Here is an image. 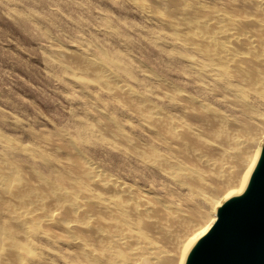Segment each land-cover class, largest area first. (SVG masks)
<instances>
[{"label": "rangeland", "instance_id": "obj_1", "mask_svg": "<svg viewBox=\"0 0 264 264\" xmlns=\"http://www.w3.org/2000/svg\"><path fill=\"white\" fill-rule=\"evenodd\" d=\"M244 2L0 0V166L3 163L12 166L21 192L41 190L42 213L55 212L60 221L74 226L87 221L95 227L98 218L106 217L105 213L87 201L88 197L83 198V214L79 210L57 212L55 206L59 199L49 195L47 186L64 189V202L76 191L106 197L111 191L101 184L105 178L136 189L131 190L134 194L138 192L139 197L134 195L133 199L137 203L145 200L150 207L141 217L129 212L124 221L126 231L139 236L137 245L154 252L151 254L157 259L156 264H171L176 257L173 235L183 236V231H178L179 227L171 222L172 215L180 213L181 217L186 216L185 220L200 225L203 222H198L200 215L205 214L206 220L212 217L215 220V210L211 211L203 197L212 195L208 188L210 181L208 185L203 176L202 186L200 183L193 186L189 185L186 175L185 178L178 174L191 169L201 172L203 165H207L205 161L215 163L213 157H208L206 144H213L218 121H226L230 124L229 130L234 133L238 129L235 133L244 138L258 131V120H264V98L248 82L249 72L254 78L259 70L245 71L248 83L242 81L243 94L238 96L227 93L204 76L192 74L186 64L188 59L196 57L195 51L185 43L187 37L192 32L211 31L210 24V28L195 30L190 25L209 18L215 11L227 18L257 16ZM95 61L99 63L98 69L91 65ZM258 74L262 76L261 72ZM104 76L113 77L141 97L138 108L142 111L157 110L173 118L178 127L194 126L191 130L194 132L197 128L196 137L191 132L187 135L181 127L183 134L178 129L176 137L180 140H173L167 134L164 138L163 132L156 131L159 128L156 124L147 125L139 119L137 108L132 107L134 104L102 85ZM178 94H185L189 101H181ZM200 111L207 118L201 116L204 125L207 123L203 127ZM211 124L214 129L207 130ZM210 130L216 133L211 131L212 135ZM181 146L183 151L179 149ZM232 157H228L232 161L226 158L229 163L224 160L223 168H237L238 159ZM80 160L96 169V181L86 183V179L75 175L79 163L84 162ZM163 161L169 163L165 165ZM232 163L235 167H230ZM210 164L206 166L208 172ZM59 176L65 182H60ZM180 177L186 181L178 180ZM6 190L10 188L7 186ZM15 200L10 203L6 199L11 205ZM6 201L0 195V211L8 206ZM21 204L24 206L20 208L28 210L32 202L27 200ZM26 209L19 220H15V215L10 219L0 218V228L10 232L4 238L8 241L2 243L5 254L0 264H106L102 257L103 240L90 233L87 224L77 226L67 236L56 220L47 221L43 219L44 214H38L35 217L40 223H35ZM112 216L119 217L117 213Z\"/></svg>", "mask_w": 264, "mask_h": 264}, {"label": "bare ground", "instance_id": "obj_2", "mask_svg": "<svg viewBox=\"0 0 264 264\" xmlns=\"http://www.w3.org/2000/svg\"><path fill=\"white\" fill-rule=\"evenodd\" d=\"M244 1L246 2V4L249 6L250 9L252 8V11L254 10L256 13H258L257 16L242 15L243 17H241V18H236L237 16L227 18L223 14L217 13L215 11L211 14V16L209 18L202 19V20H196L195 22H193V25H190L191 29L195 30L198 27H200V28L205 27L203 29H206V26L208 27L210 24L211 31L206 32V33L205 32L200 33V34L192 32L187 37L186 40H188V42H185V43H188L190 48L193 51H195L196 57L188 59L186 64H187L188 68L192 71V74L194 73L197 76H204V77L208 78L209 80H211L212 82L213 81L216 82L223 90H226L227 93L228 92L229 93H235L237 95L238 94L240 95V93H242L240 91V87H241L240 85H241L242 81L247 82V79L245 78V71H247V70L252 71V69H257L259 71H257V73H256L254 70V72L256 73V74H254V78H253V75L251 74V72H249L251 77L253 78L252 81H250L251 77L250 78H248V76H246V77L248 78V82H250L251 84L253 83L257 87V88L255 87V90L257 89L256 91L258 92V94H260L264 98V56H262L264 54L263 53L264 52V0H244ZM252 14H255V13L252 12ZM208 28H210V27H208ZM242 29H248V31L245 32ZM255 50L257 52L258 51H260V52L253 54L252 52H255ZM60 53H62V52H60ZM97 63L98 62H96V61L91 62L92 67L95 69H98L99 63L98 64ZM258 72H261L262 76H261V74H258ZM232 78L234 80H232ZM101 82H102V85L106 89L122 94L123 99L125 97L128 101L131 102V104H134V105H132V107L135 106L137 108L136 112L138 114L137 113L136 114L139 117V119L141 121L147 123V125L156 124L159 127L156 131L158 133L163 132L164 134H162V135L164 136V138L167 135H169L170 137L173 136L172 137L173 140H176V139L180 140L179 139L180 137L179 138H176V137L179 136L178 133H180V132H181V134H183L182 133L183 131H181V129H179L181 127H182V129H185L187 131V135L191 132L192 134L195 133V135H193V138H194V136L196 137V129L197 128L195 129L194 132H192V130H191V129L194 130V128H195L194 126H193V128H190L188 126L186 127L184 125H182V126L180 125L178 127L177 125H175L177 123H175L173 118H170V117H167L163 114H160L157 112V110L155 111L153 109H151V110L147 109L146 110L147 112H144V110L142 111L141 109H139L140 108L139 103H140V101H142V99L140 100L141 97H138L128 86L118 82L113 77L104 76L101 79ZM184 95H179V98L181 99V101H183V102L189 101V97L184 96ZM233 102H234V100H233ZM243 107H244V105L242 106V108ZM200 110H201V108H200ZM203 111L205 112V110H203ZM200 112L202 113V111H200ZM203 114L204 113H202L200 115V119H202V121H200L201 123L203 122V118L206 116V115L204 116ZM202 115L204 117H201ZM207 115H209V114H207ZM212 115H214V114H212ZM194 117H196V116H194ZM190 118H191V116H190ZM103 119L108 121L107 118H103ZM171 119H173L174 122ZM189 120H191V119H189ZM219 120H221V119H219ZM257 120H258V118H257ZM207 121H205V122H207ZM210 121H208V122H210ZM258 121H259L260 129L258 131H255L252 134L245 136L244 138H246V139L242 138V136L240 134L235 133L236 128L234 129V126L231 128V129H234L233 130L234 133L231 130H229L228 128L230 127L229 126L230 124L229 123L227 124L226 121H224V120L218 121L219 122V125H217V127H218L217 132L218 133L215 132L216 134L213 132L214 128H213L212 124H211V126L209 125L210 128L208 127L207 130L211 129V127H212L213 131L210 130V132L212 131L215 134V137L213 138V144H211V143H208V144L205 143V144H206V148H207L206 150L208 151V154H209L208 157L209 156H211L210 158L213 157V160L215 161V163L210 164L207 161H205L207 163V165H203V166H205V168H207L206 166H209L208 164H210L211 165V171L208 172L207 171L208 168L206 170H204L205 168L204 169L202 168V170H200L202 173L197 172L196 170L193 172L191 169V170L187 171L189 173V176H188V173H186V172H185L186 174L185 173L178 174V176L179 175H182V176L186 175L188 178H186L185 176L184 177L188 181L189 185H193V186H195L199 183H200L199 186H202L201 182L202 181L204 182V180H202L203 176L207 179L206 182L208 180L210 181V182L208 181L210 185L208 184V182H207V184L209 185L208 188H209V190H211L210 193L212 195L211 194H210L211 196H205V194L204 195L202 194V195H203L205 201L209 204L211 211L215 210V212H214L215 213V220H214V217H212L211 220H206L205 214L203 213L204 216L203 215L199 216L200 221H198V222L200 223L203 220V222H201V225H200V224H195L193 222H190L188 219L185 220L184 217H186V216H184V217L182 216L183 217L182 218L180 216L181 215L180 213H178L179 215L178 214H174V216L172 215V218L169 215L170 216L169 218H171V222L175 223V225H177L179 227V229H177V230L179 231L181 229V231H183V236L178 237V234H177V235H175V236H177L175 238V236L173 235L172 239H173V241L175 240V242H174V245H175L174 250L175 251L174 252L176 254L174 252L173 253L176 255V257H174L175 260H172L173 262H171V264H191V261L194 257L195 252L201 246L204 238L211 232V230L214 226V223L217 221V219L221 213V210L223 208H225L226 206L230 205L231 203L245 198L250 193L252 186H253V182H254L257 174L259 173L261 167L264 164V120L259 119ZM212 123H214V122H212ZM206 124L207 123H205V125H204V122H203V124H201V126L202 125L206 126ZM240 125H241V123L239 124V126ZM113 127H115V126H113ZM116 128H118V127H116ZM178 129L180 131H178ZM239 130L241 131V129H239ZM177 131H178V133H177ZM197 131H199V130H197ZM236 131H238V129H236ZM240 131H239V133H240ZM212 132H211V134H212ZM119 133H121V132H119ZM161 133H159V134H161ZM176 134H178V135H176ZM181 134H180V136L182 137ZM214 134H212V135H214ZM118 135H120V134H118ZM157 136L158 135H156V137ZM169 136L167 137V140H168V138L171 140V138ZM185 136H186V133H185ZM197 138H199V137H197ZM199 139H201V138H199ZM199 139H196V141L198 140L200 142V141L204 140V139H202V140H199ZM162 140H163V137H162ZM170 140H168V142H170ZM181 141H182V139H181ZM162 142H164V140ZM165 143H167V141ZM177 145H179V144L177 143ZM190 146H191V144H190ZM204 147L205 146H203V148ZM177 148H178V146H177ZM181 148H182V146L179 149L181 150ZM182 151H183V148H182ZM207 151H203V152L206 153ZM150 152H152V149ZM136 153H137V151H136ZM200 153H198L199 154L198 156H200ZM150 154H152V153H150ZM137 155L141 156L140 153ZM158 155L159 154L157 153V156ZM201 155H202V153H201ZM233 155L236 156L234 158L235 159L237 158L238 159L237 161L239 162V163L237 162L238 163L237 168L233 169L231 167V166H233V163L230 165L231 168H229V167L223 168L224 167L223 166L224 160L226 158L228 159V157H232ZM149 157H151V155ZM158 157H160V156H158ZM232 158H229V159L231 160ZM143 159H145V158H143ZM162 159H161V161H162ZM227 159H226V161H227ZM81 161H84V160H80L79 162H81ZM151 161H153V157H152ZM167 162L165 163V161H163V163H165V165H167ZM234 162H235V160H234ZM1 163H3V162H1ZM163 163L160 162V164H162V165H163ZM226 163H229V162L227 161ZM170 165H171V163H170ZM227 166H229V165H227ZM11 167L12 166H8L5 163H3V166H0V170H1L0 171V195H4L5 201L7 199L10 203L14 199L17 200V198H20V197L22 199H20V200L18 199L17 202L14 203L16 205V207L14 206V204L11 205L9 202L7 203V201H6L5 205H8V206L6 207V209H3L2 211H0V218L5 217V218L10 219V217L15 215V217H14L15 220H19L20 214L24 213L23 209H26V207L20 208V207L24 206L21 203L23 201L29 200L32 202V205H31V207L28 208V210L26 209V211L32 215L31 218H33V221L35 223H40L39 219L35 216L38 214H44V218H43L44 220H47V221L56 220L55 223H57V225L60 226L65 233H67V236L70 235V233L77 226H79V227L80 226L81 227L86 226L87 221H81L79 224L77 223V224H75L76 226H74V224L71 222H67L64 220L60 221L59 218H56L55 212L42 213L41 212V199H42L43 195L41 193V190H39V188H38V191L26 190L24 192H21L20 187L16 186V181L18 180V177L16 176L15 170ZM77 167L78 168L76 169L75 175L78 176L79 178L83 177L84 179H86V183L87 182L91 183V182H94L98 179V178L95 179V177L97 176V171L91 164H87V162L84 161L82 163H79V165ZM166 167H168V166H166ZM233 167H235V166H233ZM160 168L162 169L161 166H160ZM170 168L172 169L173 167H170ZM164 171H166V170H164ZM189 171H192V172H189ZM166 172H168V171H166ZM175 172H176L175 174H177V171H175ZM178 173H181V172H178ZM173 174H174V171H173ZM181 177L178 180H181L184 183L186 180L181 179ZM58 178H59L60 182H63V181L65 182V179L63 176H59ZM99 181H102V178ZM188 183H187V185H188ZM101 184H103L106 188H108L111 191V193L108 194L106 197H100V196H97V194H94V196H92V195H89L87 192L85 193V192H81V191H76L75 193L71 194V196L67 202L62 201V198L65 196L64 189L58 188V187H54V188L50 189L48 186H47L48 189H45L46 188L45 184H43V185H45V187L42 189L43 190L45 189L46 191H48L49 195L54 196L55 198L59 199L58 202L56 203V206H55V209L57 212L61 211V210H67V211H70L71 213H73L74 211L79 210V212L83 214L84 213L83 206H82L83 201H84L83 198L88 197L90 199H88L87 201L93 202L100 209V211L105 213L106 217L103 219L98 218V220L95 223L96 224L95 227H93L92 224L91 225L87 224V225L89 226V232L90 233L95 234L98 239L103 240V248H102V251H103L102 254L103 255H102V257H103V260L105 261L106 264H156L155 261L157 259H155V257H153V255L151 254L152 251L148 250L147 247L142 246L141 244L137 245L139 236H137L134 233L127 232L126 226L124 224V221H126L127 218L129 217L128 216L129 212H133L135 214H138V216L140 215L139 217H141L142 215H145L146 212L149 210V207H150V206H147L148 205V204H146L147 201H146V203H145V200H144V203H142V202L137 203L133 199L134 195H135V198H137V196L139 197V195L136 196V194H138V192H136V194L133 193V191H136V189L134 190V188L128 187V186L122 184L121 182L118 183L117 181H115L113 179H110V178L106 179L105 178L103 180V182H101ZM7 186L10 188V191L6 190ZM205 188H207V187H205ZM81 189L86 190L87 188L82 187ZM205 190H207V189H205ZM137 191H139V190H137ZM201 192H203V191H201ZM92 197L95 199H92ZM140 201H141V199H140ZM142 201H143V199H142ZM155 204H156V202H155ZM12 206H14L15 208H13ZM162 206H164V205H162ZM114 213H117L119 215V217L117 219H115V217L113 218L112 215ZM204 220H205V222H204ZM212 220H214V222L209 226V224ZM169 221H170V219H169ZM127 223H131V221H129ZM146 227H148V226H146ZM178 231H177V233H178ZM9 233H10L9 230H7L6 228H3V227L0 228V261L4 258V254H5L2 251V249H3L2 243L5 241H8V240H4V238L9 236ZM152 253H154V252H152ZM170 257L172 258V256H170Z\"/></svg>", "mask_w": 264, "mask_h": 264}, {"label": "water", "instance_id": "obj_3", "mask_svg": "<svg viewBox=\"0 0 264 264\" xmlns=\"http://www.w3.org/2000/svg\"><path fill=\"white\" fill-rule=\"evenodd\" d=\"M191 264H264V164L248 196L221 210Z\"/></svg>", "mask_w": 264, "mask_h": 264}]
</instances>
